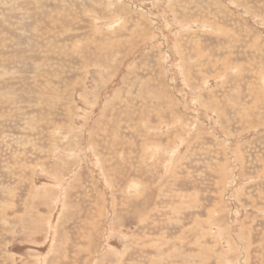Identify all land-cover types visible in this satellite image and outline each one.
Returning <instances> with one entry per match:
<instances>
[{
    "label": "rangeland",
    "instance_id": "1",
    "mask_svg": "<svg viewBox=\"0 0 264 264\" xmlns=\"http://www.w3.org/2000/svg\"><path fill=\"white\" fill-rule=\"evenodd\" d=\"M0 264H264V0H0Z\"/></svg>",
    "mask_w": 264,
    "mask_h": 264
},
{
    "label": "bare ground",
    "instance_id": "2",
    "mask_svg": "<svg viewBox=\"0 0 264 264\" xmlns=\"http://www.w3.org/2000/svg\"><path fill=\"white\" fill-rule=\"evenodd\" d=\"M202 233V232H201Z\"/></svg>",
    "mask_w": 264,
    "mask_h": 264
}]
</instances>
